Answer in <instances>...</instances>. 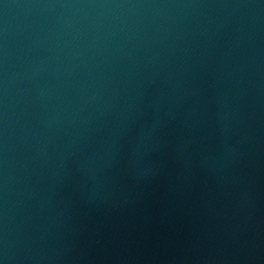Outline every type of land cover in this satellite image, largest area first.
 Returning a JSON list of instances; mask_svg holds the SVG:
<instances>
[{
	"label": "water",
	"instance_id": "95a60500",
	"mask_svg": "<svg viewBox=\"0 0 264 264\" xmlns=\"http://www.w3.org/2000/svg\"><path fill=\"white\" fill-rule=\"evenodd\" d=\"M0 264H264V0H0Z\"/></svg>",
	"mask_w": 264,
	"mask_h": 264
}]
</instances>
